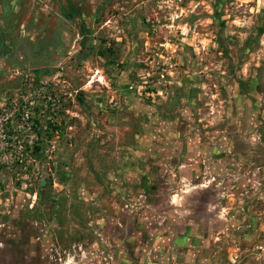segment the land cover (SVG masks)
Returning a JSON list of instances; mask_svg holds the SVG:
<instances>
[{"label": "rangeland", "instance_id": "374dc122", "mask_svg": "<svg viewBox=\"0 0 264 264\" xmlns=\"http://www.w3.org/2000/svg\"><path fill=\"white\" fill-rule=\"evenodd\" d=\"M0 264H264V0H0Z\"/></svg>", "mask_w": 264, "mask_h": 264}, {"label": "trees", "instance_id": "16d2710c", "mask_svg": "<svg viewBox=\"0 0 264 264\" xmlns=\"http://www.w3.org/2000/svg\"><path fill=\"white\" fill-rule=\"evenodd\" d=\"M39 109H40L39 107H35V108H34V110H35L36 112H37ZM23 118H24V116H23ZM28 118H29V114H28L27 118L24 119V120H27Z\"/></svg>", "mask_w": 264, "mask_h": 264}, {"label": "built area", "instance_id": "2783aa9c", "mask_svg": "<svg viewBox=\"0 0 264 264\" xmlns=\"http://www.w3.org/2000/svg\"><path fill=\"white\" fill-rule=\"evenodd\" d=\"M24 114H25V116H26V118H27V116H28L29 112H28V111H26Z\"/></svg>", "mask_w": 264, "mask_h": 264}]
</instances>
